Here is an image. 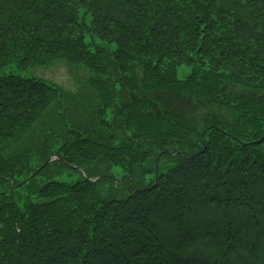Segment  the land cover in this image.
<instances>
[{"label":"trees","instance_id":"obj_1","mask_svg":"<svg viewBox=\"0 0 264 264\" xmlns=\"http://www.w3.org/2000/svg\"><path fill=\"white\" fill-rule=\"evenodd\" d=\"M0 264H264V0H0Z\"/></svg>","mask_w":264,"mask_h":264},{"label":"rangeland","instance_id":"obj_2","mask_svg":"<svg viewBox=\"0 0 264 264\" xmlns=\"http://www.w3.org/2000/svg\"><path fill=\"white\" fill-rule=\"evenodd\" d=\"M78 68L79 67H73V71H71L72 66L68 65L63 61H59L54 64H51L47 68L37 67L30 70L22 71L19 73V75L21 77L26 78L41 79L43 81L50 82L54 85H60L62 88L69 90L73 89L80 81H83L87 76L86 71H83L82 69ZM5 73H7V71ZM185 73H187L186 69H178L179 78H182ZM115 175V177L119 176V173L116 170Z\"/></svg>","mask_w":264,"mask_h":264}]
</instances>
